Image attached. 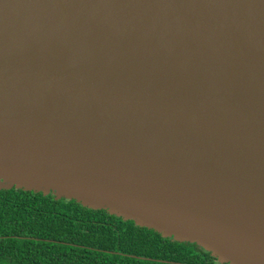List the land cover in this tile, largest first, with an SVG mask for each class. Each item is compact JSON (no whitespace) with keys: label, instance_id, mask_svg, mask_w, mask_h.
I'll return each instance as SVG.
<instances>
[{"label":"water","instance_id":"1","mask_svg":"<svg viewBox=\"0 0 264 264\" xmlns=\"http://www.w3.org/2000/svg\"><path fill=\"white\" fill-rule=\"evenodd\" d=\"M12 188L264 264V0H0Z\"/></svg>","mask_w":264,"mask_h":264},{"label":"trees","instance_id":"2","mask_svg":"<svg viewBox=\"0 0 264 264\" xmlns=\"http://www.w3.org/2000/svg\"><path fill=\"white\" fill-rule=\"evenodd\" d=\"M0 264L220 263L105 209L12 188L0 190Z\"/></svg>","mask_w":264,"mask_h":264}]
</instances>
